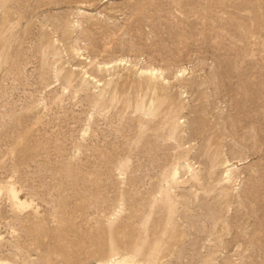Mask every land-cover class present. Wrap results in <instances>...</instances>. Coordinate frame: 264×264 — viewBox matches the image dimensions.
<instances>
[{
    "label": "rangeland",
    "instance_id": "1",
    "mask_svg": "<svg viewBox=\"0 0 264 264\" xmlns=\"http://www.w3.org/2000/svg\"><path fill=\"white\" fill-rule=\"evenodd\" d=\"M7 184L15 264H264V0H0Z\"/></svg>",
    "mask_w": 264,
    "mask_h": 264
},
{
    "label": "bare ground",
    "instance_id": "2",
    "mask_svg": "<svg viewBox=\"0 0 264 264\" xmlns=\"http://www.w3.org/2000/svg\"><path fill=\"white\" fill-rule=\"evenodd\" d=\"M119 61L122 64H127L128 63V61L125 60V59H120ZM104 65H105L104 67H106L108 64L105 63ZM137 72L140 75H147V76H149L151 78L160 79L161 81H164L165 83L167 82L165 76L163 75V71H161L158 68L149 67V66L148 67H139L137 69ZM83 73L87 77L91 78L95 82L94 84L99 83V80L95 79V77H93L91 75H88L87 71H84ZM226 163H227V161H226ZM225 166H226L225 179L228 180L230 178V175H231L230 173H231V170H232L231 168L232 167H230L229 164H226ZM185 168H190L187 163L186 164L184 163L183 165H178V166L176 165V167L173 169L174 171L172 172L173 173V177H176V176L180 175V169H185ZM4 191L6 192V194L8 196V199L10 201L11 206L15 210H18V211L19 210H24L25 208H27V207H29L31 205L30 202L26 201L25 199H22L19 196V192L14 186H12L10 184L0 186V195ZM0 264H15V263L0 257ZM97 264H141V263L139 261H137L136 259H134L130 255H122V256H119V257L111 259V260L98 262Z\"/></svg>",
    "mask_w": 264,
    "mask_h": 264
}]
</instances>
